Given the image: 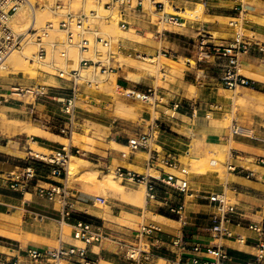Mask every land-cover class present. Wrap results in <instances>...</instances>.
<instances>
[{
    "label": "rangeland",
    "instance_id": "rangeland-1",
    "mask_svg": "<svg viewBox=\"0 0 264 264\" xmlns=\"http://www.w3.org/2000/svg\"><path fill=\"white\" fill-rule=\"evenodd\" d=\"M143 1L144 10H137L136 12L150 14L154 24L163 20L161 17L166 13L180 16L179 22H184L187 19L210 23L213 19L204 15L205 8L206 6L210 7L211 5H215L218 2V0ZM55 2L56 0H45L41 5V7H47L48 13L45 14V18L37 27L40 28L45 26L48 20H53L56 23V29L51 30L50 36L44 38V40L47 42L56 39L60 41L66 40V32L58 27L59 20L63 17L65 12L72 10L74 12L85 11L90 13L92 10H97L102 17L93 18L92 22L99 26L101 34L106 37L105 39L111 41L110 46H105L103 43H98L97 46L104 55L108 50L113 52L114 58L112 60V65L116 69L113 72L103 74H101L100 68L93 71L95 68L94 66L83 70L84 74H91L89 77H92L93 74V76L98 74L99 78L98 76L94 78L95 81L91 87L85 85L84 80H82L86 94L82 96L79 102V120L76 121L73 126L67 123V118L61 110V105L55 101H52L51 104L48 102L47 105L43 107L45 109L44 111H48L54 118L51 127H45L40 123L31 121L20 106L9 107L0 105V145H6L13 141H23L26 147L24 148V152L19 154L26 158L34 156V161L42 160L41 158L43 157L30 153V146L33 143L32 136L36 134H30L26 128L35 126L54 135L49 137L45 135V137L59 140L62 143L58 148H46L45 153L47 152V156H50L53 150H57L63 146L72 149L79 148V153L74 152V154L87 158L89 161L91 160L90 167L92 166V168L97 169L98 174L97 172L95 174L97 177L95 176V178H92L93 176L91 177V175H94L92 173H90V176L89 174H83L82 176L72 177L73 179L69 178L71 180L67 178L66 183L69 187L79 188L82 192L104 196L107 202L102 204L97 201L96 205L105 208H109L110 200L113 201L120 198L134 201L139 206L145 208L146 189L144 185H141V188L144 187L142 192L144 198H133L131 195H133L136 190L120 180V182L122 181V183L126 185V190L128 191L126 195L123 194L121 191L114 188V184L111 185L106 182L107 180L104 174L112 171L116 176V168L119 165H126L133 168L132 165L119 162L118 160H115L112 165H108L107 162H109L110 152L118 150L124 152L126 155L132 152L130 146L128 148L113 147V141H128L129 137L143 131H148L152 124L157 126L155 137L159 135L162 129L166 130V132L173 133L175 137L188 141L189 146L187 151L191 150L185 152L181 158L188 167L182 170H174L178 175L187 177V175L194 172L191 168V164L193 161L192 156L196 154L198 156L202 155L201 158L204 157V160H214L211 163L212 167H209L208 170L218 173L223 179L231 176L228 171L227 162L231 152L233 150L235 152V148H233V146H235L234 139L236 140L239 138L230 135L231 122L234 117H237L243 124L256 128L258 132L261 133L264 131V80L250 78L245 70H241V73L251 79V84L244 87L240 86L238 89L227 88L221 82L219 83V81H221L220 79H214L215 81L212 78L210 79L206 70V63H196L198 38H189L180 35H177L176 38H157L154 33L147 32L148 30L145 27L138 28L134 26L133 23L129 29L124 30L119 26L116 12L105 9L103 3L105 0H103V2H98L97 0H64V10L60 9L57 12L52 8ZM156 2H163V7L159 5L156 6ZM233 2L235 6L233 10L235 17L220 18L221 22L228 25H230L231 22H235L234 25L237 27V31L241 32L244 36L253 37L257 35L250 25H264V0H233ZM180 8L188 12L180 14V12H178ZM114 22L117 23L116 28H112ZM166 26L167 23L162 21L160 30L163 31V28ZM180 26L183 25H175V28L180 30ZM205 27L209 32L211 31L210 33L215 37L214 39L216 42L226 43L230 41V38H222L226 36V33L210 29L207 26ZM32 38L35 54L31 61V68L14 72L10 65L7 64V69L1 72L4 79L13 82H45L47 84H57L55 78L52 76L59 77L57 76L60 71L59 69L69 70L70 68L79 66L80 51L76 46H68L67 48L62 47L55 51L49 46L48 56L45 60L39 61L35 56L39 44L34 36H32ZM245 39L251 41L256 40L257 43L264 46V38ZM91 40L92 44H94V38H91ZM63 50H67L68 58L73 59V61L62 56L61 52ZM84 54L86 56L95 57L94 49ZM145 56L155 60L150 61L148 60L149 58ZM165 57H169V60H166ZM260 57L258 61L259 70L257 72L264 76L261 70V68L264 69L263 55ZM159 60L162 61L163 65L159 67V70L156 69L158 72L154 70L150 73L143 69L146 64H156ZM175 64L177 66L179 65L178 68H176L177 66ZM119 67L125 72H119ZM200 68H205V70H200ZM242 68L248 67L242 66ZM249 69L250 68H248V70ZM138 72L139 74L137 75L141 76L142 74L140 80L134 81V79L128 78L130 84H124L119 81V79L122 80L121 76L128 77V73L136 75L135 73ZM113 73L117 74V85L111 88L110 77H113ZM209 80L218 83L214 86L213 90H211V88L206 89V82ZM105 82L111 89H107ZM118 83L124 85V87H128V90L126 91L122 87H118ZM139 93L149 96H145V98L142 99L137 97ZM148 97L151 98L149 101L146 100ZM119 101L126 103V109L129 111V113L125 112L127 115L118 114L117 116L115 111L122 113L119 108V110L117 109ZM240 101H243V104ZM214 103L222 104L223 108L221 110L214 109L212 107ZM128 106H130L129 109ZM115 108L116 110L114 111ZM40 141L41 143L39 144L43 146V139ZM222 144L227 146L225 154L222 152L221 154L219 153L221 150L218 148ZM153 146L160 148V146L154 144V142ZM225 157L226 159H224ZM100 159L102 162H100ZM137 170L144 173V169L142 168H137ZM150 172L158 174V172L153 170H150ZM117 178L119 177L117 176ZM42 184L48 186L46 183ZM226 195L228 198H231L228 193ZM165 212L172 214L170 210ZM151 215L154 219L161 218L157 213H151ZM140 220L144 221V217ZM122 222L133 225L129 219L122 220ZM1 226L7 228L0 222V227ZM135 226L138 227L137 224H135ZM72 230L73 228L70 225L65 224L63 235L70 236ZM28 236H31L28 237L29 240L37 238V236L31 234ZM11 242H15L12 237L0 234V244L9 245ZM24 244H26V242H24ZM49 245L58 246L59 242L49 241Z\"/></svg>",
    "mask_w": 264,
    "mask_h": 264
},
{
    "label": "built area",
    "instance_id": "built-area-1",
    "mask_svg": "<svg viewBox=\"0 0 264 264\" xmlns=\"http://www.w3.org/2000/svg\"><path fill=\"white\" fill-rule=\"evenodd\" d=\"M97 1L103 2V0ZM44 2L45 0H0V105L20 106L31 121L40 123L45 127H51L54 118L48 111H44L45 109H42L41 106H46L49 101H55L61 104V110L67 118V123L73 126L79 120V102L82 96L86 94L82 80L88 87L93 86L95 81V77H89L83 73V70L94 66L93 71L100 68L102 73H107L112 72L115 68L112 65L113 52L108 50L104 55L97 46L98 43L110 46L111 41L105 39L106 37L101 34L99 26L92 22L93 18L102 17L97 10H92L90 13L85 11L74 12L72 10L65 12L58 23L59 29L66 32V40L63 41L56 39L47 42L44 40V38L50 36L51 30L56 29V23L53 20H48L46 25L40 28L33 25L28 32L16 31L12 25L13 16L23 8H27L33 13ZM103 3L105 8L116 12L119 26L124 30L129 29L132 25L130 14L137 10H144L143 0H105ZM64 4V0H56L52 8L57 12ZM157 5L163 7L164 3L156 2ZM165 16L175 21L179 19V16L175 14L168 16V13H166L164 18H166ZM231 23L235 24V22ZM237 34V38L226 43L216 42L215 37L209 30L202 27L197 37L198 52L196 63L208 64L212 60L223 63L224 70L220 76V82L231 89L251 84V79L241 73L243 56L251 51L254 44L258 46L259 50L264 52V46L245 39L241 32ZM28 35L34 36L39 44L35 55L39 61L46 59L49 54V46L54 51L62 47H78L80 51L79 66L69 70L59 69V74H57V76L71 81L70 94L68 96H56L52 92L51 86L45 82H13L3 78L1 72L7 69L9 55L13 50L22 48V44ZM91 38H94V44H92ZM92 49H94L95 57L83 54L84 52H90ZM61 54L68 58L67 50H63ZM68 60L73 61V59L69 58ZM200 70L204 71L205 68H200ZM118 87H121V85ZM212 107L221 110L223 105L214 103ZM156 132L157 126L152 124L148 131L129 137L128 144L132 150L150 149V142L155 137ZM230 135L232 137H246L264 143V136L256 128L243 124L237 117H234L231 122ZM79 151V148L72 149L63 146L53 150L50 156L41 158L42 162L51 165L50 175L61 178V180H52L48 186L39 183L35 165L31 163L25 165L20 171H11L8 174L12 187L28 189L33 180H36L37 194L50 200L59 199L62 204V216L69 218L73 212V205L70 200L66 179L68 178V166L71 156L74 152L79 153ZM233 157L237 159L245 158L242 153L232 151L227 162L229 172L245 175L264 184V154L257 155L249 160L256 164V168L237 164ZM34 159V156L30 158L31 161H34ZM157 161H160L164 167L178 168L180 165V160L176 154L162 153L158 148H151L148 167L150 169L156 167ZM116 175L125 183L143 184L148 201H156L159 205L177 213L183 225L188 223L186 204L182 201H174L169 192L173 189L184 193L189 191L188 179L180 177L173 172L155 175L152 172L142 173L123 166H117ZM209 199L217 207V211L211 216L213 221L211 229L214 237L219 239L232 237L233 234L227 224H244L246 222L245 213L225 193H210ZM96 201L102 204L107 202L104 196H96ZM248 226L258 231L261 236L264 235V222H249ZM160 230L161 226L158 223H143L136 231L135 241L127 242L117 236H111L100 225L90 221L78 220L73 225L72 234L74 238L82 242L81 244L65 245L59 243L58 246L48 247L28 246L18 255L0 251V264H96L88 257L89 246L101 243L109 238L117 245L118 253L126 257L130 264H153L154 245L152 242L154 241V234ZM237 239L241 242H246V237L244 236H238ZM174 244L183 250L188 249L183 232L177 236ZM257 247L259 251L250 264H258L264 259V239H258ZM191 250L195 254L190 257H185L181 254L178 256V264H230V253L222 243H215L212 246L195 243ZM205 251L208 256L199 255Z\"/></svg>",
    "mask_w": 264,
    "mask_h": 264
},
{
    "label": "crops",
    "instance_id": "crops-1",
    "mask_svg": "<svg viewBox=\"0 0 264 264\" xmlns=\"http://www.w3.org/2000/svg\"><path fill=\"white\" fill-rule=\"evenodd\" d=\"M234 8L233 0H218L215 5L206 6L204 15L213 19L210 23L187 19L184 22H179L180 16L178 21H172L169 17L165 16L166 18H164L162 16L161 19L163 20L154 24L150 14H143L141 12H132L130 19L134 26L138 28L145 27L148 30L147 32L154 33L157 38H176L177 35L197 38L200 28L207 26L210 29L226 33V36L222 38H230L232 40L238 37L237 27L232 23L228 25L221 22L220 18L235 17ZM170 15L168 14V16ZM162 21L167 23L163 31L160 30ZM175 25L183 26H180V30H178L175 28ZM250 27L257 35L253 37L245 35L244 38H264V25L257 26L252 24ZM252 42L255 43L256 40H252ZM261 55H263L262 59L264 60V52L259 50L258 46L254 44L251 51L243 56L242 66L250 68V71L257 72L259 70L258 61ZM206 70L210 79H220L224 70L223 63L212 60L206 64ZM261 70L264 73V69L261 68ZM118 71L121 73L125 72L120 67ZM52 77L55 78V82L57 83L49 84L52 92L56 96H68L70 94L71 81L54 75ZM121 78L122 80L119 79V81L124 84H130L126 76H121ZM213 80L206 82V89L211 88L213 90L214 86L218 84ZM118 85L121 84L118 83ZM49 102L50 104L52 103V101ZM58 104L61 105L60 103ZM41 107L43 109L44 106ZM260 134L264 136V131ZM32 138L36 139L39 143H41L40 139H43L42 144L46 148L52 147L54 149L62 145L59 140L45 136L34 135ZM118 142L129 145L128 141ZM153 142L160 146L158 149L162 153H173L178 156L180 165L177 169L164 167L160 161L156 162V167L152 169L148 167L150 149L156 148L153 146ZM234 142L235 146L233 148H235V151L245 156L244 159L233 157L235 163L256 168V164L249 160L257 155L264 154V143L246 137L234 139ZM188 146V141L175 137L173 133L161 129L159 135L151 140L150 149L141 148L132 150L128 155L122 151L115 150L110 152L109 162L107 163L108 165H112L115 160H118L119 162L132 165L133 168L126 165L119 166L136 171H138L137 168H142L144 169V173H149L150 170H153L158 172L155 175L165 174L166 172L175 173L174 170H182L188 167L181 160L184 153L188 152ZM25 147L26 145L23 144V141H13L6 145H0V222L11 231L35 235L37 238L29 240L28 237L31 236H26L27 240L23 241L16 238L13 239L12 237L15 242H11L9 245L0 244L1 252L18 255L28 246L48 247L50 246L49 241H58L65 245L81 244L82 242L73 237V230L70 236L63 235L64 225H70L73 228L74 223L78 220L90 221L100 225L111 236H117L127 242L135 241L136 231L141 224L158 223L161 226V230L154 234V241L152 242L154 245L153 264H178V256L181 254L185 257L195 254L191 250V247L195 243H202L207 246L222 243L230 253V264H250L259 251L257 247L258 239H264V235L261 236L258 231L248 226L249 222H264V184L259 180L233 172H229L231 174L229 178L223 179L218 173L211 170L193 172L187 175L185 178L189 181V191L186 193L178 192L174 189L169 191L174 201H182L186 204L188 212V223L186 225L182 224L177 213L172 211V214L166 213L165 211H169V209L159 205L156 201H148L146 199V206L143 208L134 201L120 198L113 201L110 200L109 208L99 207L96 205L97 201L95 198L98 195L82 192L79 188L68 186L73 212L69 218H64L62 216V204L59 199L50 200L37 194L36 180H33L28 189L12 187L8 174L11 171H20L25 165L31 163L35 165L39 183L50 184L52 180H61V178L50 175L51 165L37 163L31 161L30 157L21 156L19 153L24 152ZM100 162H102L101 159ZM152 173L154 174V172ZM126 185L136 190L140 189V186L143 184L127 182ZM213 192L228 193L231 196V201L236 203L245 213L246 222L244 224H227V227L233 234L232 237L219 239L213 235L211 216L217 211L216 205L209 199L210 193ZM151 213H157L165 218L154 219ZM5 214L8 215L6 218ZM143 217L144 221H141L140 219ZM125 219H129L133 225L122 222ZM182 232L187 242V250H183L174 244V240ZM238 236L246 237V242L238 240ZM23 242H26V244ZM199 255L208 256L206 251ZM88 257L96 264H101L103 261H111L116 264H130L126 257L118 253L117 245L110 238L101 243L90 245ZM258 264H264V259Z\"/></svg>",
    "mask_w": 264,
    "mask_h": 264
},
{
    "label": "bare ground",
    "instance_id": "bare-ground-1",
    "mask_svg": "<svg viewBox=\"0 0 264 264\" xmlns=\"http://www.w3.org/2000/svg\"><path fill=\"white\" fill-rule=\"evenodd\" d=\"M88 2H91V1H88ZM91 5H93L92 3H90ZM65 7V6H64ZM64 7H62L61 8V10H64ZM94 7V6H93ZM93 7H92V9H93ZM145 7H147V6H145ZM105 9H107V8H105ZM177 12V11H176ZM178 12H180V14H182V13H187L188 11L187 10H181V8L180 9H178ZM192 12V11H191ZM46 13H48V10H47V7H45V6H43V7H39V8H37V10L35 11V12H33V13H31V12H29V10L27 9V8H23V9H21L18 13H16L14 16H13V18H12V25H13V27L15 28V30L16 31H26V32H28V30H29V28L31 27V26H38L39 24H41V22L43 21V19L45 18V14ZM190 13V12H189ZM117 27V23L116 22H114L113 23V25H112V28H116ZM211 32V31H210ZM30 38V39H29ZM31 38H32V36L30 37V35H28L27 37H26V39H25V41L23 42V44H22V48L23 49H15V50H13L12 52H11V54L9 55V57H8V59H7V64H9L10 65V67L14 70V72L15 71H19V70H27V69H30L31 68V61H32V58H33V56H34V45H33V41L31 40ZM33 39V38H32ZM146 58H149L148 60H150V61H154L155 59H153V58H150V57H147V56H145ZM169 57H165V59L166 60H169L168 59ZM161 59H162V57H161ZM164 60V59H163ZM164 62V61H163ZM166 62V61H165ZM170 62V61H169ZM145 64V63H144ZM144 64H143V66H144ZM163 65V63H162V61H158L156 64H146L145 65V68H143V69H145L146 71H148V72H150V73H152L154 70L155 71H157L156 69H158L159 70V67L160 66H162ZM176 65V64H175ZM177 66V65H176ZM175 66V67H176ZM179 66V65H178ZM178 66L176 67V68H178ZM182 70V69H181ZM241 70H245L246 71V73H247V75L250 77V78H253V79H257V80H264V76L262 75V74H260L259 72H256V71H250V70H248L247 68H242ZM244 71V72H245ZM158 72V71H157ZM101 74H103V73H101ZM112 74V73H111ZM129 75H128V77L127 78H129V79H134V81L136 80H140L141 79V76H142V74H141V76L140 75H137V74H139V72L138 73H135L136 75H134V74H132V73H128ZM88 76L90 75L91 76V74L89 73V74H87ZM93 76V75H92ZM98 76V78H99V75L97 74H95V76H93V77H97ZM102 76V75H101ZM101 76H100V78H101ZM113 77H110V86H112L111 88H113L114 86H116L117 85V83H116V76H117V74L116 73H113V75H112ZM247 76V77H248ZM106 83V82H105ZM106 85H107V83H106ZM106 85H104V86H106ZM110 86H106L107 87V89L108 88H110ZM120 86V85H119ZM106 87H105V89H106ZM124 90H128L126 87H124V86H121ZM120 87V88H121ZM244 87V86H243ZM110 88V89H111ZM104 89V88H103ZM238 89V88H237ZM261 92V91H260ZM260 94H262V93H260ZM145 96H149V95H144V94H141V93H139V95L137 96V97H140V98H145ZM136 97V98H137ZM151 98L150 97H148V99H146L147 101H149ZM236 99V98H235ZM241 102V101H240ZM243 102V101H242ZM241 102V103H242ZM118 103V102H117ZM240 103V104H241ZM236 104V103H235ZM243 104V103H242ZM264 104V103H263ZM117 105V104H116ZM126 103L125 102H123V101H119V103H118V105H117V109L119 108L121 111H122V113H118L119 111H115L116 110V108L114 109V111L117 113V116H118V114H123V115H127V114H125V112H128L129 113V111L126 109ZM264 106V105H263ZM116 107V106H115ZM129 107L130 106H128V109H129ZM236 107V106H235ZM118 109V110H119ZM125 109H126V111H125ZM261 110H263L262 108H260ZM124 110V111H123ZM120 111V112H121ZM233 111V110H232ZM131 112V111H130ZM235 112V111H234ZM233 114V113H232ZM231 116V115H230ZM123 117V116H122ZM126 118V117H125ZM229 118V117H228ZM226 121H227V119H226ZM27 129V131H29L30 132V134H36V135H46V136H52L53 134L52 133H49L48 131H43V130H41V129H39L38 127H35V126H29V127H27L26 128ZM191 133V132H190ZM189 133V134H190ZM54 136V135H53ZM56 136V135H55ZM113 143H114V145H113V147L115 146V147H117V148H121V147H123V148H125V147H129V145H125V144H123V143H120V142H118V141H113ZM227 145V144H226ZM229 146H230V144H229ZM219 147V146H218ZM231 147V146H230ZM230 147H228V148H230ZM45 149H46V147H44V146H42V145H40L39 144V142L36 140V139H33V143H32V145L30 146V153H33V154H36L37 156H41V157H43V158H45V157H47V152L45 153ZM115 149V148H114ZM194 149V148H193ZM218 149H220L221 151L219 152L220 154H221V152L223 153V154H225V152L227 151V146H225V145H221ZM191 150V149H190ZM189 150V151H190ZM231 150V149H230ZM188 151V152H189ZM191 154V153H190ZM187 155H188V153H187ZM192 155V154H191ZM201 156L202 155H200V156H198V155H196V154H194L193 156H192V159H193V161H192V164H191V168L194 170V172L196 171V172H205L206 170H208V168L209 167H212V162L214 161H208L209 159H207V160H204L203 158H201ZM218 156V155H217ZM209 157V156H208ZM207 157V158H208ZM212 157V156H211ZM211 157H210V159H211ZM189 158V157H188ZM224 159H226V157L224 158ZM223 159V160H224ZM191 160V159H190ZM216 160V159H215ZM91 161V160H90ZM90 161H89V159H87V158H83V157H81V156H79V155H77V154H72V156H71V159H70V162H69V166H68V179L69 178H72V177H75V176H82L83 174L85 175V174H89V176L91 175L90 173H92V174H94V175H91V177L92 178H95V174H96V172H97V169H95V168H92V166L90 167ZM222 162V161H221ZM211 165V166H210ZM113 168V167H112ZM190 168V169H191ZM171 169V168H170ZM177 169V168H176ZM225 171V170H224ZM100 172V171H99ZM97 174H98V172H97ZM115 173H113L112 171H110V172H107V173H105L104 174V177L106 178V182L108 183V184H114L115 186H114V188H116V189H118L119 191H121L123 194H127L128 193V191L126 190V185L125 184H123L122 183V181L120 182V180L121 179H119V178H117V175L115 176L114 175ZM88 176V175H87ZM97 177V176H96ZM229 177V176H228ZM227 177V178H228ZM226 178V179H227ZM73 179V178H72ZM69 180H71V179H69ZM107 183H105V184H107ZM104 184V185H105ZM107 184V185H108ZM106 186V185H105ZM110 186V185H109ZM113 187V186H112ZM141 187V186H140ZM143 187V186H142ZM144 188V187H143ZM143 188H140V189H136V192L133 194V195H131L133 198H144L143 197V194H142V192H143ZM146 192V191H145ZM142 194V195H141ZM192 195V194H191ZM21 208V207H20ZM22 210V209H21ZM8 215H6L5 214V218L7 217ZM161 218H165L164 216H161V215H159ZM6 220H8V219H6ZM19 220H20V218H19ZM165 220H167V219H165ZM172 221V220H171ZM22 222V221H21ZM21 224V223H20ZM0 234H3V235H6V236H9V237H13V239H19V240H27V237L26 236H28L29 234H27V233H23V234H20V233H17V232H14V230L13 231H11V230H9V229H7V228H3L2 226L0 227ZM27 242V241H26ZM24 243V242H23ZM47 244V243H46ZM101 264H116V263H114V262H111V261H103Z\"/></svg>",
    "mask_w": 264,
    "mask_h": 264
},
{
    "label": "trees",
    "instance_id": "trees-1",
    "mask_svg": "<svg viewBox=\"0 0 264 264\" xmlns=\"http://www.w3.org/2000/svg\"><path fill=\"white\" fill-rule=\"evenodd\" d=\"M40 140H41V139H40ZM34 162L45 164V163L42 162L41 160H37V161H34Z\"/></svg>",
    "mask_w": 264,
    "mask_h": 264
}]
</instances>
